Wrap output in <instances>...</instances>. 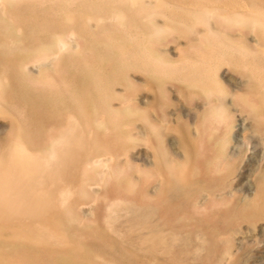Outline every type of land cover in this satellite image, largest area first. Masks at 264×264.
Wrapping results in <instances>:
<instances>
[{
	"label": "bare ground",
	"instance_id": "obj_1",
	"mask_svg": "<svg viewBox=\"0 0 264 264\" xmlns=\"http://www.w3.org/2000/svg\"><path fill=\"white\" fill-rule=\"evenodd\" d=\"M192 1L201 3L203 0ZM153 3H160V0H0V33H5L2 38L7 37V31L12 35L18 27L11 15L14 12L29 14V9L48 7H75L78 12L73 13L74 16L64 15V22L59 23L67 32L54 35L36 47L28 46L25 48L28 53L16 57L15 63L5 56L11 55L14 49L0 42V109L8 102L18 110L16 112L28 118L26 122H20L15 115L10 116L7 134L0 139V264H111L115 257L106 254H110V247L117 244L108 236L101 237L107 230L122 245V254L127 261L128 253L139 264H236V256L227 247L231 240L227 235L235 231L234 225L240 215L246 213L247 204L219 194L230 172L219 156L222 153L220 141L228 136L229 118L224 112L225 104L210 105L203 112L204 115L210 109L222 108L224 116L214 130L206 127L204 120L199 118L198 139H193L179 121L176 128L166 126L168 130L180 132L182 149V158L170 161L158 126L135 102L126 99V95L133 94L132 80L128 78L122 83L124 92L113 95L115 99L125 100L118 108H113L125 118L124 127L119 130L109 129V116L105 114L110 109L105 97L110 85L108 74L98 84L96 97L84 95L76 107L72 104L75 107L72 111L46 108L35 97L16 104L11 100V86L6 81L8 74L3 72L7 66L19 76L25 74L29 61L36 63L43 58L49 59L48 65L53 64V69H58L67 58L85 55L84 40L81 41L74 32L75 24L70 23L75 18L82 22V27L86 19L89 26H93L92 20L99 28L116 20L124 27L129 13H142L141 19L151 32L143 35L138 48H146L150 65H157L155 60H165L152 46L167 30L165 23L155 21V13L150 8ZM222 7L232 10L240 4ZM207 8L195 17L204 27V34H199L197 27L191 25L180 28L174 24L173 28L180 30L189 43H196L210 29L217 37V29H240L241 34L252 29L263 46L256 48L264 49V15L251 18L235 12V16L223 17L215 12L216 9ZM219 23L221 27L215 30L213 26ZM13 35L12 38L20 42L17 34ZM69 36L77 38L78 49L67 46ZM224 39L229 40L230 35ZM239 68L250 82L245 94L236 100L251 112L256 127L264 132V86L259 84L253 71ZM39 69L41 77L52 76L46 70L48 68L39 66ZM82 80L85 81L79 87L94 91L91 75ZM212 83L218 88L216 94L225 92L218 77H212ZM202 89H206L205 94L215 92L213 86ZM178 91L196 94L183 89ZM33 103L42 107H33ZM167 103L162 93L151 100L152 110L160 113L158 121H165L166 114L162 112ZM21 106H25V111L20 110ZM134 118L143 122L141 134L132 131L135 127L131 120ZM138 140L149 144L153 151V172L149 173L154 177L153 183L146 174L136 178L137 168L134 169L128 159L125 166L117 159V155H127ZM105 165L110 166L107 172L102 169ZM258 180L264 187V171ZM93 184L102 186L98 193L101 196L99 204H105L100 208L104 211L105 223L102 218L94 219L99 223L96 241L100 240L101 254L96 251L97 246L90 243L86 231H81L74 239L69 236L85 225L81 222L79 204H90L95 199L97 194L91 189ZM151 186H154L152 192ZM202 193L205 195L201 196ZM258 193L254 206L262 209L264 193ZM98 209L96 207V211ZM89 221L85 220L86 223Z\"/></svg>",
	"mask_w": 264,
	"mask_h": 264
},
{
	"label": "rangeland",
	"instance_id": "obj_2",
	"mask_svg": "<svg viewBox=\"0 0 264 264\" xmlns=\"http://www.w3.org/2000/svg\"><path fill=\"white\" fill-rule=\"evenodd\" d=\"M201 3L192 0H160V3L151 4L150 8L155 13V21L159 24L165 23L167 27V30L159 35V39L152 43L156 54L163 55L165 58L162 61L151 59L157 63L155 66L149 64L146 48H138L143 35L151 30L147 29L148 27L143 23L142 13L138 15L129 13L124 27L119 26V21L116 20L100 28L96 26L94 20L91 21L93 26H89L86 19L83 27L78 18L70 21L75 24L74 32L79 35L81 41L84 40L85 55L82 58H67L58 69H53V64L48 65L49 59L43 58L36 63L29 61L25 74L15 76L11 66L4 68L3 72L8 74L6 81L11 86L10 96L14 104L25 98L35 97L46 108L65 111H72L77 106V101L83 99L84 95H97L98 84L102 83L104 75L108 74L110 85L105 97L110 109L108 108L109 113L105 114L109 116L107 123L111 130H119L125 124L123 123L125 118L113 109L118 108L119 104L125 100L115 99L113 95L116 92H124L122 83L126 78L132 80L130 87L133 89V94L126 95V99L135 102L140 110L149 116L151 122L158 126L162 133L163 148L170 161L180 160L182 149L179 142L180 132L175 129L168 130L166 126L177 127L180 123L188 129L193 139H198L199 118L204 120L206 127L214 130L216 126L218 127V120L224 116L222 108L210 109L204 115L203 112L210 105L219 102L225 104L224 112L229 118L228 136L226 140L220 141L222 153L219 156L230 172L226 175L219 194L247 204L246 213L241 214L234 225L235 231L227 235H230L231 239L227 247L236 256V264H264V207L258 209L254 206L259 196L258 192L264 193V187L258 180L261 172L264 171V132L256 127L251 112L236 100L245 94L246 86L250 82V78L239 67L253 71L259 84L264 86L262 71L264 49L256 48L263 46L258 42L256 33L252 29H247L241 34L240 29H217L221 27L219 23L213 26L215 30L217 29L218 37L213 33L214 30L210 29L205 37L196 40V43H189L180 30L173 28L174 24L180 28L191 25L197 27L199 34L202 35L205 29L196 22L195 17L197 13L208 9L207 7L216 9L215 12L223 17L235 16V12H238L255 18L260 17L261 14L264 15V0H203ZM236 3L240 4V7L232 10L222 7ZM29 11V14L22 11L11 14L15 17V25L18 26L12 35L17 34L20 42L12 38L11 31H7L6 38H2L5 33H0V42L7 43V46L14 49L11 55H5L9 62L15 63L16 57L25 56L28 53L25 48L28 46L36 47L54 35L67 32V29L59 23L64 22L63 17L68 13L70 16L78 14L75 7L63 9L48 7L43 10L29 9ZM226 35H230L229 40L224 39ZM68 40L67 46L72 50L78 49L79 45L75 36H69ZM208 41L210 42L207 43ZM21 47L23 49H19ZM248 48L256 49L252 51ZM39 66L48 68L46 70L52 76L41 77ZM75 67L78 68L75 69ZM88 75L93 78L91 83L94 91L84 90L78 86L85 81L82 78ZM212 77H218L225 89L224 93L216 94L218 88L213 85ZM208 86H213L212 90L215 92L205 94L206 89L202 88ZM178 89L196 94H182ZM160 93L164 94V98L168 100L162 112L166 114L165 121H158L160 113L153 111L150 107L153 97ZM72 104H75L74 108ZM4 105L0 109L2 110L0 111V139L7 134L10 116L15 115L20 122L28 120L22 113L16 112L18 110L14 106H9L8 102ZM42 105L33 103L32 106L41 108ZM20 110L25 111V106H21ZM177 121H179L178 124ZM131 124L135 127L132 130L135 134L142 133L141 120L134 118ZM133 145L127 155H117L120 165L125 166V160L128 159L132 167L137 168L134 172L136 178L146 174L153 183L154 177L149 174L153 172L151 147L139 140ZM110 166H112L111 162ZM110 166H102V169L107 172ZM91 189L97 194L95 199L90 204H79L81 222L85 225L77 233H71L69 236L74 239L81 231H86L91 240L90 243L96 245V251L100 253V240L96 241L99 238L96 233L99 223L94 219L102 218L101 221L105 223L104 211L100 209L105 204H99L101 196L98 193L102 186L93 184ZM152 190L154 186L150 187L151 192ZM204 195L205 193L201 194V196ZM77 197L80 198L79 195ZM96 207L99 208L97 211ZM260 214L263 215L259 216ZM85 220L90 221L86 223ZM94 221H96L95 225ZM104 236H108L113 243L117 244L110 247V254H106L108 257H115V261H110L111 264H139L138 261H133L134 257L128 253V261L125 259L122 254V245L115 241L109 230L101 235L102 238Z\"/></svg>",
	"mask_w": 264,
	"mask_h": 264
}]
</instances>
